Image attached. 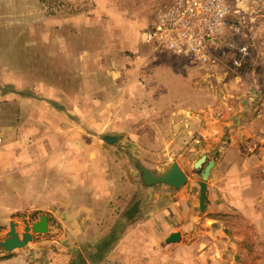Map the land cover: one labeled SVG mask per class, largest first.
Returning <instances> with one entry per match:
<instances>
[{"label": "crops", "instance_id": "1", "mask_svg": "<svg viewBox=\"0 0 264 264\" xmlns=\"http://www.w3.org/2000/svg\"><path fill=\"white\" fill-rule=\"evenodd\" d=\"M108 4L114 9V3L97 1L93 15L78 21L82 30L103 26L105 19L116 25L120 36L113 29L109 53L118 56L114 68L123 77L127 65L131 76L154 68L153 48L142 50L121 34L125 24L113 19H126H112ZM85 65L92 70L89 62ZM135 79L106 85L102 100L85 91L52 99L67 110L42 114L45 122L36 127L34 139L22 128L5 134L0 145L3 214H46L59 235L28 243L0 264H239L245 258L240 231L260 232L264 224L261 77L228 82L224 100L208 109L185 108L180 98L156 96L154 80L141 87ZM160 103L176 105L158 112ZM146 145L149 151L182 153L183 159L174 162L187 175L186 184L177 189L139 180L128 152L137 156ZM203 156L201 168L210 161L214 165L201 210V168L195 166ZM49 228H55L53 222ZM173 234L177 239L170 241Z\"/></svg>", "mask_w": 264, "mask_h": 264}, {"label": "rangeland", "instance_id": "2", "mask_svg": "<svg viewBox=\"0 0 264 264\" xmlns=\"http://www.w3.org/2000/svg\"><path fill=\"white\" fill-rule=\"evenodd\" d=\"M97 1L114 3V9L108 4L109 8L106 10L112 11L109 14L112 19H126L113 20L125 24L121 34H127L130 42L145 51L153 48L154 68L146 67V71L138 76L129 74L131 65H127V69L124 67L128 76L123 77V72L116 71L114 65L117 67L118 62L114 60L118 56L109 53L114 47L110 48L113 29L114 34L120 36L116 25H108L105 19V25H91L90 31L84 32L78 22L84 15H93L97 10ZM171 2L172 0H0V130L4 134V141L7 132L12 133L19 128H22L23 134H32L29 137L34 139L36 127L45 122L39 119L42 114L67 110L64 103L54 102L56 98L61 101L62 98L70 99L75 95L83 96L85 91V94H91L96 100H102L104 87L122 78H136L141 82V87L147 79L154 80L159 86L156 96L164 93L171 99L180 98L178 101L185 108L204 109L219 106L218 101H223L227 94L223 89L224 85L237 80L236 78L244 82L246 75H259L264 84V0H225L231 12L230 18L238 30H228L223 43L218 48L209 49L206 62L193 56L175 54L163 46L144 40L145 27L154 19L159 6ZM244 45L248 51L246 56L239 50ZM99 52L109 55L98 54ZM121 56L131 55L123 53ZM236 58L241 62L237 67L233 62ZM88 62L92 70L86 68L85 64ZM259 91L264 96V87L260 85ZM143 93L144 96L149 94L148 91ZM256 96H259L257 92ZM172 105L176 104L160 103L156 109L158 112L169 110ZM145 147V151L136 153L137 156L128 152L138 171L139 180L142 176L141 168L162 174L175 160L183 159L182 153L149 151L147 145ZM203 169L204 167L197 171L200 179ZM262 174L264 175L263 171ZM13 203L11 200V204ZM2 208L3 201L0 199V241L7 237L10 221L17 223V232L21 235L25 222L32 227L42 216L19 213L8 216L3 214L5 211L2 212ZM46 216L49 224L53 222L55 228H49L45 234H33L30 243L58 238L59 227ZM260 227L263 228L260 232L249 234L240 231L242 239L246 238V245L241 246L246 253L239 264H264V224L261 223ZM18 251L19 249L6 252L0 247V260ZM232 254L233 251L230 252L231 257Z\"/></svg>", "mask_w": 264, "mask_h": 264}, {"label": "built area", "instance_id": "3", "mask_svg": "<svg viewBox=\"0 0 264 264\" xmlns=\"http://www.w3.org/2000/svg\"><path fill=\"white\" fill-rule=\"evenodd\" d=\"M225 0H172L163 4L143 33L147 43L160 45L179 55L207 61L211 47H219L228 30L237 31ZM240 52L248 55L247 46ZM235 67L240 60L234 59ZM4 134L0 130V145Z\"/></svg>", "mask_w": 264, "mask_h": 264}, {"label": "water", "instance_id": "4", "mask_svg": "<svg viewBox=\"0 0 264 264\" xmlns=\"http://www.w3.org/2000/svg\"><path fill=\"white\" fill-rule=\"evenodd\" d=\"M206 161V157L203 156L198 163L196 164V168H201L202 164ZM214 163L212 161L205 167L203 172L201 173V181H199L200 186V209H205V202L207 196V180L210 174V171L213 167ZM142 180L148 185H156V184H165L173 188H181L186 184L188 177L180 168V166L173 162L167 171L162 174H154L147 168H141ZM17 223L14 221H10L9 231L7 233V237L0 241V247L6 252H12L16 249H21L28 245L33 240V234H45L49 230V220L46 215H42L39 221L33 223L32 227H30L26 222L23 229L22 234L20 235L17 232ZM177 239V235L173 234L170 237V241H175Z\"/></svg>", "mask_w": 264, "mask_h": 264}]
</instances>
